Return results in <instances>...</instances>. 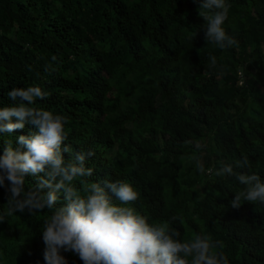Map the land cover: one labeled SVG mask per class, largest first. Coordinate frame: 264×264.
Returning a JSON list of instances; mask_svg holds the SVG:
<instances>
[{"label": "trees", "instance_id": "obj_1", "mask_svg": "<svg viewBox=\"0 0 264 264\" xmlns=\"http://www.w3.org/2000/svg\"><path fill=\"white\" fill-rule=\"evenodd\" d=\"M226 3L223 27L237 43L220 49L204 37L200 0H0V108L15 103L13 87L40 86L49 96L35 106L69 121L65 163L94 153L85 162L91 176L73 181L81 195L105 178L128 182L139 198L121 206L150 224L175 217L181 240L210 234L224 242L229 264H264V203L232 207L245 186L214 174L247 155L250 170L234 172L264 181V0ZM33 131L26 123L0 133V154L8 142L24 151L17 138ZM25 179L26 190L36 182ZM9 195L0 187V264H45L52 210L4 215ZM64 203L61 192L57 206Z\"/></svg>", "mask_w": 264, "mask_h": 264}, {"label": "clouds", "instance_id": "obj_2", "mask_svg": "<svg viewBox=\"0 0 264 264\" xmlns=\"http://www.w3.org/2000/svg\"><path fill=\"white\" fill-rule=\"evenodd\" d=\"M229 8L226 0H200L198 14L206 21L204 37L220 49L237 43L223 27ZM56 59L52 57L53 61ZM211 62L215 64L214 57ZM45 71L54 69L46 65ZM242 82V75L237 72L236 84ZM7 96L15 103L0 108V133L11 134L23 129L26 123L34 126L35 131L18 136L17 143L24 151L14 149L8 142L0 154V187L10 194L4 215L52 210L42 230L45 264H68L61 250L76 254L83 264H229L223 252L224 242L214 240L210 234H193L190 239L181 240L180 232L171 226L177 218L150 224L149 218L133 207L121 206L139 198L128 182L105 178L102 183L87 184L83 189L85 195H81L73 181L91 176L93 169L86 167L85 162L94 153L76 152L74 159L65 163L62 151L73 152L71 145L64 144L68 138V118L35 106L37 100L49 96L40 86L13 87ZM195 146L199 149L202 145L197 142ZM190 159L196 161L200 173L205 172L198 157ZM234 167L250 170L248 156L222 163L214 172L216 176L235 175L245 186L234 192L232 207L238 208L245 201L264 203V181L260 175L237 173ZM207 171L213 174L212 169ZM28 175L36 177V182L26 190ZM61 192L65 203L57 206ZM113 197L119 203L113 202Z\"/></svg>", "mask_w": 264, "mask_h": 264}]
</instances>
